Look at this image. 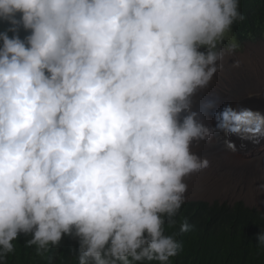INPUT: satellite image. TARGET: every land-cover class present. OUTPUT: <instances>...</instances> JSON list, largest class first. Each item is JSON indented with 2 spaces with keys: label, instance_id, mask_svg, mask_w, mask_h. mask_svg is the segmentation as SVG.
I'll list each match as a JSON object with an SVG mask.
<instances>
[{
  "label": "clouds",
  "instance_id": "1",
  "mask_svg": "<svg viewBox=\"0 0 264 264\" xmlns=\"http://www.w3.org/2000/svg\"><path fill=\"white\" fill-rule=\"evenodd\" d=\"M244 20L240 0H0V261L24 234L38 256L73 237L76 264H173L184 179L209 167L192 142L264 141L260 111L191 109Z\"/></svg>",
  "mask_w": 264,
  "mask_h": 264
},
{
  "label": "trees",
  "instance_id": "2",
  "mask_svg": "<svg viewBox=\"0 0 264 264\" xmlns=\"http://www.w3.org/2000/svg\"><path fill=\"white\" fill-rule=\"evenodd\" d=\"M240 10L245 20L234 24L230 35L240 44L264 41V0H240ZM20 35L23 38L26 33L21 31ZM260 214H264V209H251L243 203L229 206L185 202L177 219L188 218L194 227L177 237L182 251L173 258V264H264V252L256 246L257 235L264 227ZM175 231H178V225L169 227L165 224L166 234ZM28 238L20 234L14 242V252L0 264H76L73 255L78 242L73 237H66L62 245L50 248L44 256H38L34 248L24 246Z\"/></svg>",
  "mask_w": 264,
  "mask_h": 264
},
{
  "label": "bare ground",
  "instance_id": "3",
  "mask_svg": "<svg viewBox=\"0 0 264 264\" xmlns=\"http://www.w3.org/2000/svg\"><path fill=\"white\" fill-rule=\"evenodd\" d=\"M224 53L222 59L217 61L218 71L213 75L207 87L199 89L191 98V109L199 114L202 122L210 128L216 127L215 114L225 106H232V101L238 96L264 95V83L254 87L241 86L240 76H228L224 68ZM264 54V43L249 46L246 57L253 64ZM234 62H242L241 56ZM259 61V60H258ZM254 66V65H253ZM232 77L234 81H232ZM241 87V91H232L233 84ZM234 106V105H233ZM234 108V107H233ZM247 108V107H245ZM226 137L222 131H215L211 140L193 141L190 151L201 158L209 160V167L198 173L185 177L187 184L186 198H212L214 196L236 200L245 198L248 203H264V142L259 145H250L241 141L237 136L227 137L235 143L237 151L232 152L225 145ZM246 144L241 148V144Z\"/></svg>",
  "mask_w": 264,
  "mask_h": 264
},
{
  "label": "rangeland",
  "instance_id": "4",
  "mask_svg": "<svg viewBox=\"0 0 264 264\" xmlns=\"http://www.w3.org/2000/svg\"><path fill=\"white\" fill-rule=\"evenodd\" d=\"M227 39L229 41H235L234 38L230 35V33L227 36ZM236 42V41H235ZM227 43V41H225ZM260 43H264L263 40L259 41H253V42H244L242 44L237 43L238 49L236 51L232 52H224L227 54H231L224 56V59L227 61L224 62V68H222L223 71H225L228 76H233L232 74H238L240 76V81L241 86H249V87H254L257 84H262L264 83V54L262 55L261 58H258V60L254 61L253 64L249 62L250 59L243 57L247 54V50L249 46L253 45L256 46ZM241 56L242 62H234V59L236 57ZM254 65V66H253ZM235 77H232V81H234ZM232 91L234 92H239L241 91V87L237 83V87L233 84ZM259 96V95H258ZM262 96V95H260ZM264 96V95H263ZM255 96L254 95H247V96H238L233 99V105H237L238 103H244L246 105H250V102L254 100ZM249 108V107H247ZM225 141H223L224 143ZM247 142V141H246ZM264 142V141H263ZM247 144L253 145L250 142H247ZM189 201H202V202H207L209 204H214V203H219V204H227L229 206H233L236 203H243L245 207L251 208V209H256V210H263L264 209V203L262 204H255V203H248L245 198H239L236 200H230L229 198L225 197H220L219 196H214L212 198H186V202ZM254 205V206H253ZM68 237L67 235L63 236L60 245H62Z\"/></svg>",
  "mask_w": 264,
  "mask_h": 264
},
{
  "label": "water",
  "instance_id": "5",
  "mask_svg": "<svg viewBox=\"0 0 264 264\" xmlns=\"http://www.w3.org/2000/svg\"><path fill=\"white\" fill-rule=\"evenodd\" d=\"M233 104V102H232ZM234 109L240 108V107H249L250 109L254 111H260L261 113H264V96H255L254 100L250 102V105H246L244 103H238L237 105L231 106Z\"/></svg>",
  "mask_w": 264,
  "mask_h": 264
}]
</instances>
